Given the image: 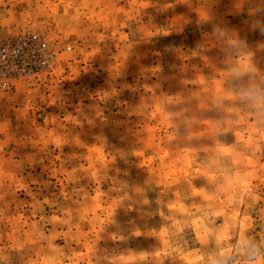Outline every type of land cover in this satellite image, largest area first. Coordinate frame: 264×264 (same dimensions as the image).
<instances>
[{
    "label": "rangeland",
    "instance_id": "374dc122",
    "mask_svg": "<svg viewBox=\"0 0 264 264\" xmlns=\"http://www.w3.org/2000/svg\"><path fill=\"white\" fill-rule=\"evenodd\" d=\"M264 264V0H0V264Z\"/></svg>",
    "mask_w": 264,
    "mask_h": 264
},
{
    "label": "clouds",
    "instance_id": "9594fccd",
    "mask_svg": "<svg viewBox=\"0 0 264 264\" xmlns=\"http://www.w3.org/2000/svg\"><path fill=\"white\" fill-rule=\"evenodd\" d=\"M216 264H222V262H220V261H217V262H216Z\"/></svg>",
    "mask_w": 264,
    "mask_h": 264
}]
</instances>
